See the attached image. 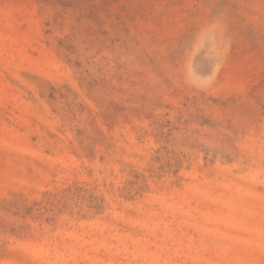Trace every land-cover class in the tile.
<instances>
[{
	"label": "rangeland",
	"instance_id": "1",
	"mask_svg": "<svg viewBox=\"0 0 264 264\" xmlns=\"http://www.w3.org/2000/svg\"><path fill=\"white\" fill-rule=\"evenodd\" d=\"M0 264H264V0H0Z\"/></svg>",
	"mask_w": 264,
	"mask_h": 264
}]
</instances>
